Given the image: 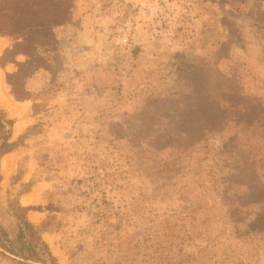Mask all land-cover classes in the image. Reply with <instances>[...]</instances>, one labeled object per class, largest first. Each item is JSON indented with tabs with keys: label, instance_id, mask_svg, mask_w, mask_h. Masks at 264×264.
I'll list each match as a JSON object with an SVG mask.
<instances>
[{
	"label": "rangeland",
	"instance_id": "374dc122",
	"mask_svg": "<svg viewBox=\"0 0 264 264\" xmlns=\"http://www.w3.org/2000/svg\"><path fill=\"white\" fill-rule=\"evenodd\" d=\"M38 1L68 17L2 72L7 240L12 200L55 264H264V0Z\"/></svg>",
	"mask_w": 264,
	"mask_h": 264
},
{
	"label": "trees",
	"instance_id": "16d2710c",
	"mask_svg": "<svg viewBox=\"0 0 264 264\" xmlns=\"http://www.w3.org/2000/svg\"><path fill=\"white\" fill-rule=\"evenodd\" d=\"M2 2L3 0H0V4ZM64 10V4L56 6V10L52 8H42V3L38 0H27V2L20 7L11 9H4L0 6V34H6L8 36L15 35L13 33H4L1 31L2 21L10 17L11 14H17L18 16V18L15 21L12 20V22L16 25H22L25 20L23 14L26 13L25 15L30 21L26 29H31L33 31L28 34H23L24 30H17L16 33L20 34L22 39L3 51L0 55V67L4 68L7 64L14 62L18 55H28L29 51H34L36 49L35 45L37 43L52 44L54 42V37L49 29L51 26L59 25L67 20V12H64ZM7 76L10 77V74H7ZM13 124L14 121L7 118L6 113L0 107V159L5 154L12 152L21 145L23 135L19 136L15 141H10ZM9 209L17 220L18 229L16 241L14 243L9 242L7 240V233L0 227V246L10 253L19 256L22 260L41 261L44 264L46 262L44 258H47L51 264H55V258L50 254L48 246L41 239V232L45 229L44 223L40 228L31 224L26 218L29 209L21 207L12 200L9 201ZM0 257L4 258L2 254H0ZM8 263L24 264L12 259H8Z\"/></svg>",
	"mask_w": 264,
	"mask_h": 264
},
{
	"label": "crops",
	"instance_id": "0c3cea01",
	"mask_svg": "<svg viewBox=\"0 0 264 264\" xmlns=\"http://www.w3.org/2000/svg\"><path fill=\"white\" fill-rule=\"evenodd\" d=\"M8 46H9L8 40H6L5 37L0 36V55L3 53V51L6 48H8ZM20 57H23V56L22 55H18V56H16V59H19ZM8 65H11V64L10 63L7 64L4 68H1L0 67V74H1V76H2L3 70H5L8 67ZM2 79H3V76H2Z\"/></svg>",
	"mask_w": 264,
	"mask_h": 264
},
{
	"label": "bare ground",
	"instance_id": "6f19581e",
	"mask_svg": "<svg viewBox=\"0 0 264 264\" xmlns=\"http://www.w3.org/2000/svg\"><path fill=\"white\" fill-rule=\"evenodd\" d=\"M1 82H2V76L0 74V103L3 104V100H2V97H1V94H2ZM17 129H19V127Z\"/></svg>",
	"mask_w": 264,
	"mask_h": 264
},
{
	"label": "water",
	"instance_id": "95a60500",
	"mask_svg": "<svg viewBox=\"0 0 264 264\" xmlns=\"http://www.w3.org/2000/svg\"><path fill=\"white\" fill-rule=\"evenodd\" d=\"M1 252H3L5 255L10 256V257H14L13 255H11L10 253H7L6 251H3L2 249H0Z\"/></svg>",
	"mask_w": 264,
	"mask_h": 264
},
{
	"label": "built area",
	"instance_id": "2783aa9c",
	"mask_svg": "<svg viewBox=\"0 0 264 264\" xmlns=\"http://www.w3.org/2000/svg\"><path fill=\"white\" fill-rule=\"evenodd\" d=\"M123 41L125 42L126 40L124 39Z\"/></svg>",
	"mask_w": 264,
	"mask_h": 264
}]
</instances>
